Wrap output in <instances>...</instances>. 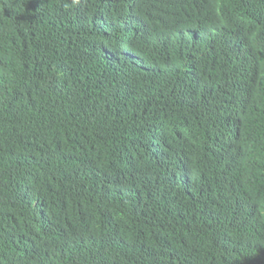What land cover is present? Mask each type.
I'll list each match as a JSON object with an SVG mask.
<instances>
[{"label": "trees", "instance_id": "obj_1", "mask_svg": "<svg viewBox=\"0 0 264 264\" xmlns=\"http://www.w3.org/2000/svg\"><path fill=\"white\" fill-rule=\"evenodd\" d=\"M0 264H264V0H0Z\"/></svg>", "mask_w": 264, "mask_h": 264}]
</instances>
